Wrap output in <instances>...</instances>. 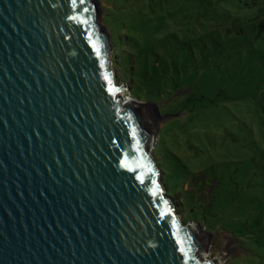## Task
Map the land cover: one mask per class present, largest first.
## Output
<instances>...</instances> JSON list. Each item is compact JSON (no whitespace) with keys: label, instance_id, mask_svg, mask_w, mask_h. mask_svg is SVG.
I'll list each match as a JSON object with an SVG mask.
<instances>
[{"label":"water","instance_id":"obj_1","mask_svg":"<svg viewBox=\"0 0 264 264\" xmlns=\"http://www.w3.org/2000/svg\"><path fill=\"white\" fill-rule=\"evenodd\" d=\"M109 48L96 0H0V264H211L159 181V114L119 95Z\"/></svg>","mask_w":264,"mask_h":264},{"label":"rangeland","instance_id":"obj_2","mask_svg":"<svg viewBox=\"0 0 264 264\" xmlns=\"http://www.w3.org/2000/svg\"><path fill=\"white\" fill-rule=\"evenodd\" d=\"M96 2L119 95L159 114L158 178L203 258L264 264V0Z\"/></svg>","mask_w":264,"mask_h":264},{"label":"snow or ice","instance_id":"obj_3","mask_svg":"<svg viewBox=\"0 0 264 264\" xmlns=\"http://www.w3.org/2000/svg\"><path fill=\"white\" fill-rule=\"evenodd\" d=\"M80 3L81 4H84L85 3V0H80ZM76 4V0H73V5H75ZM89 11V9L87 8V7H85L84 9H83V12H85V13H87ZM70 19H73V20H79V22L81 23V24H87L88 23V19H86V18H82V17H80V16H73V17H70ZM99 38H97V39H93L92 38V36H91V34H89V42L91 43V46H92V48H93V50L96 52V55L97 56H100L101 55V46H100V44H99ZM101 66L103 67V61H101ZM104 79H105V81H107V83H108V90H109V92L110 93H112L113 95L116 93V92H119L120 91V89L119 88H117L113 83H112V80H111V78L108 76V74L107 73H105V75H104ZM133 136H135V129H133ZM121 164H122V167H124V168H129L130 169V165L128 164V162H127V160L125 159L124 161H122L121 162ZM137 167H140V168H144V167H146V165H144L143 163H141V164H139V165H137ZM130 170H134V169H130ZM149 171H151V169H149ZM139 180H141V182H143V175H140V176H138L137 177ZM152 191V195L153 196H156V195H158V189H156L155 187L151 190ZM165 204H167V201H165L164 202ZM171 210L170 209H168L167 210V212H164V211H162L161 212V215H166L168 212H170ZM177 241H178V243L181 245V247H180V252L181 253H183L186 257H187V255H188V250H190V249H186L185 247H184V241L183 240H181L179 237H177Z\"/></svg>","mask_w":264,"mask_h":264},{"label":"trees","instance_id":"obj_4","mask_svg":"<svg viewBox=\"0 0 264 264\" xmlns=\"http://www.w3.org/2000/svg\"><path fill=\"white\" fill-rule=\"evenodd\" d=\"M113 63H116L117 65L119 64V62H118V61H114V60H113ZM121 64H122V63H121ZM122 68H123V67H122ZM123 69L125 70V68H123ZM131 95H132V94H131ZM165 195H167V196H169V197L171 196V194H170V193H168V192H167V193H165ZM170 199H171V201H172V198H171V197H170ZM175 211H176V210H175ZM176 213H178V212L176 211Z\"/></svg>","mask_w":264,"mask_h":264}]
</instances>
